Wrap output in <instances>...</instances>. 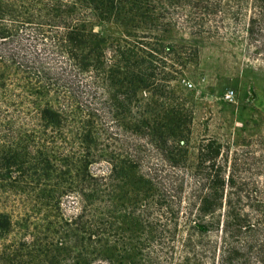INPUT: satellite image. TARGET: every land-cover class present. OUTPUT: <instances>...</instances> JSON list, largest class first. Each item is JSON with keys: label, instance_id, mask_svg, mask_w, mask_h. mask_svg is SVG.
Returning <instances> with one entry per match:
<instances>
[{"label": "trees", "instance_id": "1", "mask_svg": "<svg viewBox=\"0 0 264 264\" xmlns=\"http://www.w3.org/2000/svg\"><path fill=\"white\" fill-rule=\"evenodd\" d=\"M164 5L0 0V193L41 190L58 209L73 195L80 225L117 214L124 186L140 190L142 178H130L139 164L134 136H103L149 86L137 38L167 22ZM183 5L196 14L186 20L192 33L229 24L264 63V0ZM169 143L157 150L160 166L143 174L149 187L135 208L151 219L153 264H264V136L238 146L206 139L194 171L180 165L185 142Z\"/></svg>", "mask_w": 264, "mask_h": 264}, {"label": "rangeland", "instance_id": "2", "mask_svg": "<svg viewBox=\"0 0 264 264\" xmlns=\"http://www.w3.org/2000/svg\"><path fill=\"white\" fill-rule=\"evenodd\" d=\"M184 1L157 0L167 4L157 11L167 22L137 38L138 61L152 74L149 86L139 89L130 116L103 136H134L139 164L130 178H142L140 190H148L143 174L160 166L157 150L169 151L173 137L185 142L177 150L180 165L194 171L204 140L238 146L264 136V63L249 55L242 32L234 34L229 24L221 33H192L186 20L196 14ZM229 90L233 102L225 98ZM140 190L124 186L117 214L80 225L72 224L80 212L73 195L58 209L41 190L0 193V225L10 226L0 234V264H153L151 219L135 213Z\"/></svg>", "mask_w": 264, "mask_h": 264}, {"label": "built area", "instance_id": "3", "mask_svg": "<svg viewBox=\"0 0 264 264\" xmlns=\"http://www.w3.org/2000/svg\"><path fill=\"white\" fill-rule=\"evenodd\" d=\"M225 98L227 101H230V102L235 101L236 100L235 92L231 90L227 91L225 94Z\"/></svg>", "mask_w": 264, "mask_h": 264}]
</instances>
